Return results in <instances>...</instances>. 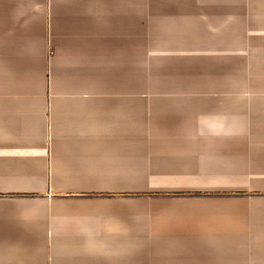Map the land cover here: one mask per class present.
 <instances>
[{
  "label": "crops",
  "instance_id": "obj_1",
  "mask_svg": "<svg viewBox=\"0 0 264 264\" xmlns=\"http://www.w3.org/2000/svg\"><path fill=\"white\" fill-rule=\"evenodd\" d=\"M0 264H264V0H0Z\"/></svg>",
  "mask_w": 264,
  "mask_h": 264
}]
</instances>
